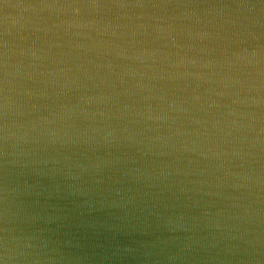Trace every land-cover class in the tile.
<instances>
[{
  "label": "water",
  "instance_id": "1",
  "mask_svg": "<svg viewBox=\"0 0 264 264\" xmlns=\"http://www.w3.org/2000/svg\"><path fill=\"white\" fill-rule=\"evenodd\" d=\"M0 264H264V0H0Z\"/></svg>",
  "mask_w": 264,
  "mask_h": 264
}]
</instances>
